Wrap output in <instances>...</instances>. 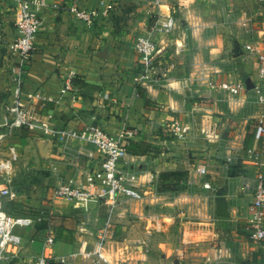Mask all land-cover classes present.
<instances>
[{
    "label": "crops",
    "instance_id": "crops-1",
    "mask_svg": "<svg viewBox=\"0 0 264 264\" xmlns=\"http://www.w3.org/2000/svg\"><path fill=\"white\" fill-rule=\"evenodd\" d=\"M52 1L54 0H50ZM120 1L60 0L62 5L77 4L83 9L96 12L97 20L92 26L77 20L69 11L48 9L38 13L43 24L25 76V91H37L41 102H48L46 113L55 115L61 125L74 130H82L89 124H95L115 136L123 124L135 129L137 135L130 140V145H133L128 146V155L123 166L125 170L135 174L134 185L142 193V200L146 197L144 194H151L162 186L170 189L188 187L195 190L192 184L198 183L207 192L209 204L214 211L213 219L208 224L193 214L175 219L172 216L142 213L139 217L141 222L127 218L128 233L131 234L140 227L144 242L149 236L153 238L156 231L166 230L173 233H158L157 239H182L180 244L161 240L159 252L164 255L157 259V264H264V237L259 242L249 238L247 228L251 198L245 197L241 192L242 175L256 170L253 157H264V105L257 102L253 92L254 84L259 79L257 70L254 71V66L258 67L257 55L245 48L253 45L264 54V5L255 7L257 13L254 16L259 15L256 25L252 26L255 18L246 17L248 13H245L242 20V26L253 33V38L244 40V46H240L241 54L237 58L232 60L227 57L223 59L225 64L216 67L217 75H214L212 82L216 86L213 88L209 83L208 88L201 90L204 93L201 95L204 97L200 98L204 99L202 102L209 101L214 91L230 96L220 90L219 84L222 82L242 84L244 88L237 96L244 94L246 97L253 93L258 107L254 128H251L250 123L246 125L248 122H242L241 128L231 138H225L227 134L218 133L215 129L218 124L224 125L222 120L212 116L209 118L203 113V110H211L207 105L199 104L200 99L193 100L190 107L183 101H177L176 96L179 98V93L187 89L197 91L199 87H192L184 80H175L173 84L162 83L158 87L152 82L146 85L137 82L138 58L136 55L129 57L126 52L128 46L114 30L113 13H117L119 6H122ZM147 1L149 8L153 4L156 21L150 18L154 25L145 35L152 32L162 17L171 16L165 12L168 0H159L160 7L156 0ZM235 2L244 4L243 0ZM250 3L248 1L247 4ZM247 4H244L243 10H248ZM13 20L11 2L0 0V60L4 52L3 46L14 36ZM152 37L160 47H167L162 57L164 58L173 42L167 39L169 36L160 33H152ZM131 60L135 63L134 72L132 66H127ZM70 77L71 90L63 94L62 90ZM10 87L9 76L0 63V117L9 101L7 92L11 90ZM139 90L144 96L139 94ZM175 121L188 126L185 138L178 139L171 133V125ZM248 135L253 138L250 146L246 148L245 140ZM9 144L16 148L17 162L20 161L26 145L33 146V156L44 155L47 159L42 165L51 173L49 183L55 188L70 181L87 186L90 181L89 174L100 169L99 162L88 156L90 149L75 140L63 147L50 139L23 131L20 136L10 139ZM201 165L207 168L208 174L204 177L197 172ZM234 166L241 168L243 173L230 177L229 170ZM171 173L182 175L171 176ZM206 182L210 183L211 189L204 188ZM236 182L237 188L232 189ZM221 200L225 202L227 216L217 214ZM103 206L112 207L114 210L118 208V202L114 205L104 200L89 204L80 201L61 203L52 196L49 203L43 206L47 212L42 216L41 222L34 227L14 230L11 246L3 253L0 252V264H34L35 259L40 256L51 262L66 258V264H106L98 261L92 253L100 232L105 227L99 226V223L109 222L111 229L113 218L107 220L93 211L87 214L80 212L81 207H95L97 210ZM176 220L179 222L164 223ZM110 232L108 229V236ZM201 235L211 240L208 247H204L202 242L189 243L201 239ZM229 235L235 239L233 247L226 241ZM50 236L55 241L53 246L47 245ZM220 236V244H214L212 241ZM185 241L187 242L183 243ZM106 254L107 243L103 255L112 264Z\"/></svg>",
    "mask_w": 264,
    "mask_h": 264
},
{
    "label": "rangeland",
    "instance_id": "rangeland-1",
    "mask_svg": "<svg viewBox=\"0 0 264 264\" xmlns=\"http://www.w3.org/2000/svg\"><path fill=\"white\" fill-rule=\"evenodd\" d=\"M246 1L251 3L247 4ZM120 2L122 6H119L118 12L113 13L114 11H112L114 30L117 35L121 36L120 40L124 39L128 46L126 52L129 57H135L134 45L136 40L151 31L154 23L151 24L150 18L156 21V13L153 11V4H150V8L148 7L149 1L147 0H121ZM243 2L247 4L248 10H243L244 4L235 1L168 0L167 11L165 12L176 18L177 26L174 33L167 38L173 42V46L166 56L157 62L156 74L152 84L158 87L162 83L173 84L175 80H184L192 87H199L197 91L187 89L185 92L179 93V98L176 96L177 101L185 102L188 107H190L191 102H194L193 100L204 97L201 96L204 94L201 90L208 88L209 83L213 82L214 75H217L216 67L225 64L223 59L227 57L232 60L237 58L241 54L240 46H244V40L253 38V33L242 26V20L245 13H248L246 17L254 16L257 13L255 7H262L264 1L243 0ZM254 18L252 26L259 21V15L254 16ZM126 60L129 62V59L126 58ZM127 66H132V71H135L133 60ZM257 68L254 66V71ZM203 100L200 99L198 103L207 105L211 110H203V113L207 114L209 118L212 116L222 120L224 125L218 124L215 129L218 133L227 134L225 138H231L230 136L241 128L242 122H248L246 125L250 123L252 129L257 122L255 116L258 107L253 93H249L246 97L242 94L232 98L225 93L214 91L211 98L208 99L209 101L202 102ZM1 113L2 108H0V116ZM32 150L33 146L26 145L23 153H21L20 161L13 165L11 173L4 171V174L0 173V185L4 183V178L8 177V180L12 181L11 187L18 193L15 200L3 199L5 211L12 215L36 217L42 212H47L43 206L49 203L57 188L49 183V178L52 177L51 173L42 165L47 158L44 155L33 156ZM197 178L201 179L198 176ZM192 186L195 190L188 187L170 189L162 186L151 194H144L145 199L139 202L119 199L118 208L114 210L112 207L107 208L105 206L97 210L94 209L95 207L92 209H82L81 207L80 212L87 214L93 211L101 214L107 220L110 217L113 218V225L111 229L109 227L111 232L107 239L106 254L112 264H157V259L164 255L159 252L160 241L165 240L171 244H180L182 239L175 237L157 239L156 234L158 233H173L166 230L156 231L153 233V238L149 236L148 240L146 239L144 242L142 229L139 227L129 234L127 229L129 223L126 220L133 218L137 222H141L139 217L142 213L144 215L172 216L175 219L185 218L186 215L193 214L199 219H204L208 224L213 219L214 211L209 204L207 192L201 189L198 183L192 184ZM192 186L190 185V187ZM236 188L237 182L232 186V189ZM75 201L58 200L61 203ZM114 219L119 221H114ZM104 222L96 223L103 226L106 223ZM178 222L176 220L165 221L164 223ZM131 223L132 221H130ZM229 236L226 241L229 246L233 247L235 239L232 235ZM201 237L196 241L188 242H202L204 247H208L211 240L209 241L205 235H201ZM220 239L221 236L212 242L220 244Z\"/></svg>",
    "mask_w": 264,
    "mask_h": 264
},
{
    "label": "built area",
    "instance_id": "built-area-1",
    "mask_svg": "<svg viewBox=\"0 0 264 264\" xmlns=\"http://www.w3.org/2000/svg\"><path fill=\"white\" fill-rule=\"evenodd\" d=\"M14 12V36L13 39L3 46L0 63L6 69L11 84L9 101L4 106V113L0 119V173H11L13 165L18 161L15 146L9 144V140L20 136L23 131L52 140L55 144L65 147L72 140L81 146L90 149L88 156L99 162L100 169L89 174V185H79L73 181L59 185L53 193L55 200L80 201L86 204L97 200L109 201L115 204L119 199L130 201L142 200V193L134 185L135 174L125 170L123 164L128 155L130 140L137 135L135 129L123 124L117 135L106 132L95 124H89L82 130L61 125L57 117L51 113H42L43 105L40 94L37 91H25V76L32 62L36 39L42 28V18L38 15L48 9L64 10L72 12L77 20L87 26L94 25L97 20L96 12L83 9L77 4L62 5L60 0H9ZM78 1V0H76ZM238 1V0H228ZM159 5V0H156ZM161 16V14H159ZM152 32L139 37L134 49L138 58L137 82L146 85L155 77L156 64L164 56L167 47L163 48L153 39L152 33H160L171 36L177 26V20L173 16L162 17ZM247 51L257 55V74L253 88L255 98L259 104L264 105V54L257 47L247 45ZM72 78L70 77L62 92L71 90ZM212 87L216 86L211 83ZM220 90L230 96H237L244 86L240 83L232 84L222 82ZM171 133L178 139H183L188 133V126L175 121L171 125ZM253 162L256 170L251 174L242 175L241 192L250 201V218L248 222V235L253 241H261L264 237V157L255 155ZM197 172L204 177L208 174L206 166L201 165ZM4 178L0 185V252L9 248L14 230L18 228L34 227L42 221V214L36 217L12 215L5 211L3 199L15 200L18 193L11 187V180ZM12 179V178H10ZM205 189H211L209 182L204 184ZM109 222L105 224L95 243L92 253L98 261L109 264L103 255V249L108 239ZM54 238L47 240L48 246H53ZM56 261V262H55ZM54 262L40 256L34 264H66V258H58Z\"/></svg>",
    "mask_w": 264,
    "mask_h": 264
},
{
    "label": "trees",
    "instance_id": "trees-1",
    "mask_svg": "<svg viewBox=\"0 0 264 264\" xmlns=\"http://www.w3.org/2000/svg\"><path fill=\"white\" fill-rule=\"evenodd\" d=\"M139 94L141 95V96H144V93H142L140 90H139ZM43 104V110L41 111L42 113H46V110H47V108H48V102H45V103H42ZM252 136L251 135H248L247 136V139L245 140V147L246 148H248L249 146H250V144H251V141H252ZM132 145L133 144H131L130 146L132 147ZM130 147V148H131ZM129 148V149H130ZM243 173V171L241 170V168H239L238 166H234V167H232L230 170H229V173H228V175L230 176V177H236V176H238V175H240V174H242ZM171 176H181L182 174L181 173H171L170 174ZM44 215H45V213H44Z\"/></svg>",
    "mask_w": 264,
    "mask_h": 264
},
{
    "label": "water",
    "instance_id": "water-1",
    "mask_svg": "<svg viewBox=\"0 0 264 264\" xmlns=\"http://www.w3.org/2000/svg\"><path fill=\"white\" fill-rule=\"evenodd\" d=\"M217 214L219 216H227L224 200H221L220 206H219V211L217 212Z\"/></svg>",
    "mask_w": 264,
    "mask_h": 264
}]
</instances>
